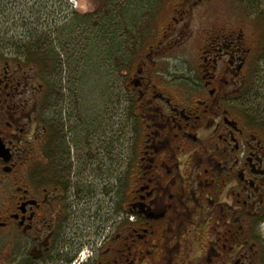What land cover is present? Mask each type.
Returning <instances> with one entry per match:
<instances>
[{"label":"flooded vegetation","instance_id":"flooded-vegetation-1","mask_svg":"<svg viewBox=\"0 0 264 264\" xmlns=\"http://www.w3.org/2000/svg\"><path fill=\"white\" fill-rule=\"evenodd\" d=\"M185 1L182 21L207 0ZM174 35L164 53L184 44ZM243 38L242 30L209 36L180 83L140 58L121 175L103 159L96 175V164L77 155L44 68L0 45V264L261 261L264 144L243 125L238 102L251 52ZM137 58L130 53L126 71Z\"/></svg>","mask_w":264,"mask_h":264},{"label":"rangeland","instance_id":"rangeland-1","mask_svg":"<svg viewBox=\"0 0 264 264\" xmlns=\"http://www.w3.org/2000/svg\"><path fill=\"white\" fill-rule=\"evenodd\" d=\"M120 1H110L107 8L102 9L104 0H0L1 47H13L17 40L34 42L33 36L40 33L36 40L47 43L44 49L50 47L55 50L56 65L50 67V70L42 67V75L49 84L50 91L56 95L55 105L63 119V128L65 131V126L69 131L74 128L72 141H75L77 155L96 164V175L101 170L102 159L110 170L116 171L119 165L120 175L127 169L132 146L130 78L135 73L140 58H145V62L142 61L146 70L157 66V70H161L160 75L165 73L167 80L180 83V79L185 78L188 73L187 70L199 64L203 45L217 31H225L227 35L243 31L245 44L251 49L245 69V92L249 90L252 95L245 98L243 93L238 102L244 112L258 118V122H264V113L261 115V110L255 106L256 92L264 90V28L258 20V17L260 20L263 17L264 21V0H258L255 5L254 0H207L186 13L184 21L178 11L187 7V1L160 0L155 7L157 12L154 10L148 32L143 33L144 40L137 46L133 39L135 32L124 30L127 24L124 20L129 13L142 16L143 3L139 0ZM113 3L119 4L115 7V15L122 28L119 30L115 19V37L118 42L123 39L121 48H124L128 56L132 47V58L138 56L132 70L129 67L126 71L125 64H122V70L118 69L120 60H113L109 55L113 30L110 26L105 27V31L100 29L101 24H110L111 17L104 14L107 9L110 11ZM148 3V0H144V5ZM256 16L258 21L254 20ZM70 23L69 27L72 28L66 30ZM180 23L179 31L170 29ZM174 33L183 37L184 44L179 45L177 50L164 53L160 46ZM79 39L89 48L83 49L78 44ZM184 49L191 50L189 56ZM38 74L39 77L42 76L40 72ZM40 80L43 81L41 77ZM235 106L239 108L236 103ZM235 115L239 117L237 111ZM242 120L243 125L251 127L264 144V134L248 122L247 116L246 119L242 117ZM84 128L87 130L86 137L81 141L79 134ZM72 147L70 146L71 149ZM103 171L110 173L109 170ZM124 180L120 189L125 193L126 178ZM257 231L262 236L259 247L263 249L264 224L261 223ZM255 259L252 264H264V254L261 261L257 254Z\"/></svg>","mask_w":264,"mask_h":264},{"label":"trees","instance_id":"trees-1","mask_svg":"<svg viewBox=\"0 0 264 264\" xmlns=\"http://www.w3.org/2000/svg\"><path fill=\"white\" fill-rule=\"evenodd\" d=\"M110 1H113V0H104V3L102 4V9L107 8L106 5ZM159 1L160 0H148L149 3L147 5H144V0H139L140 3H143L142 16L138 15L137 13L133 14V15H131L129 13V15H127L125 17L124 22L126 21L127 24L125 27L122 25V27H124V30H133L135 32V36L133 37V39H134V41L136 40V46H137V44L138 45L141 44V40H144L143 33L148 31L149 23H150L151 19L153 18L152 16H153L154 10H155V13L157 12L156 11L157 9L155 7L159 4ZM254 1H255L254 2V5H255L258 0H254ZM117 2H121V1L117 0ZM116 5L119 6L118 3H113L111 8H110L111 12L108 11V9H107V11L104 14L105 16L108 15L109 17H111L110 24H105V25L101 24L100 29L104 30V28L108 27V26H110V28H112L113 31H112L111 38H110V45H111L110 47L111 48L109 49V55H110V57L111 56L113 57V60H114V58H118L120 60V62L118 61L119 62L118 69L122 70L123 69L122 64H125L124 69L127 70V67H128V65H127L128 64V55L127 54L128 53H125L124 48H121V44H122L123 39L120 40L121 42L120 41L118 42L117 41L118 38L115 37V33L117 31L114 30L115 25H114L113 21L115 19H116L115 23L117 21V18L115 15ZM250 5L254 6L252 4H250ZM247 15H249V14H247ZM262 19H263V17L261 18V20L258 17V20L260 21V23L263 25V28H264V21H262ZM254 20H257V16L254 18ZM117 23H118V21H117ZM70 25H71V23L68 24L65 29L68 30L69 28H72V27H69ZM72 26H73V23H72ZM116 27H117V24H116ZM118 28H119V30L122 29L120 26V23H118ZM142 29H144V30L142 31ZM39 34H37L36 36H33L32 40L34 42H32L30 40H23V41L17 40V43L14 47H17L21 50L20 55H21L22 59H24V61H26L27 63H30V64L31 63H37V65L40 66L41 68L46 67V68H49V70H50V67H52L53 65H56V63H57V57H56L57 54H56V52H54L55 50L52 48L50 49V47H48V49H44V46L46 47L47 43L45 41L36 40V38L38 37ZM129 38H130V36H129ZM27 41H29V42H27ZM263 42H264V36H263ZM86 48H89V46ZM130 51L131 52L133 51V47L130 49ZM132 54H133V52H132ZM126 65H127V67H126ZM243 93H244V95H246L245 98L252 95V92L249 93V90L247 92L244 91ZM255 102H256L255 106L261 110L260 114L262 115L264 113V90L263 89H260L256 92V101ZM245 116H247L248 122L255 129H257L258 132H261L263 135L264 134V122H262L261 120L258 122V118L254 117V116H252L246 112H245ZM262 215H263V221H264V209H263Z\"/></svg>","mask_w":264,"mask_h":264}]
</instances>
